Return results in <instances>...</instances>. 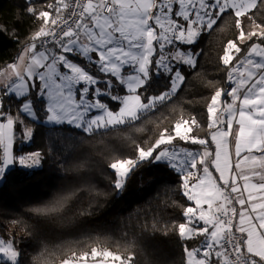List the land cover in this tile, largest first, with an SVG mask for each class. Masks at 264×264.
I'll return each instance as SVG.
<instances>
[{
	"label": "snow or ice",
	"instance_id": "snow-or-ice-1",
	"mask_svg": "<svg viewBox=\"0 0 264 264\" xmlns=\"http://www.w3.org/2000/svg\"><path fill=\"white\" fill-rule=\"evenodd\" d=\"M25 3L26 12L42 25L21 54L0 69V181L16 166L33 170L42 165L39 151H13L18 129H23L22 140L33 138L22 116L36 121L38 102L44 106V124L71 126L82 134L77 137L82 143L84 137L142 131L143 122L185 82L180 65L195 68L201 54L168 46L175 41L195 45L218 21L234 16L238 35L227 41L220 56L228 87L216 89L207 105L208 136L194 134L203 127L194 116H181L150 146L136 144L135 158L114 154L108 168L116 177L113 187L120 191L144 162L163 163L180 175L182 194L194 206L184 208L178 235L182 241L203 237L199 247L184 245L185 264H264V0H55L47 4L49 10L39 11L33 0ZM154 76H167L169 86L149 95ZM5 97L17 100L15 116L5 108ZM84 166L74 165L73 170ZM82 190L91 193L95 186L64 190L28 211L37 220L61 216ZM77 214L91 215V204ZM158 223L152 225L153 234L161 231ZM142 227L148 229L147 224ZM49 247L42 242L32 264H50L55 252ZM125 247L139 245L133 238ZM0 254L9 264H21L22 252L14 241L0 238ZM89 261L135 264V253L123 257L93 247L79 255L73 252L62 264Z\"/></svg>",
	"mask_w": 264,
	"mask_h": 264
},
{
	"label": "trees",
	"instance_id": "trees-1",
	"mask_svg": "<svg viewBox=\"0 0 264 264\" xmlns=\"http://www.w3.org/2000/svg\"><path fill=\"white\" fill-rule=\"evenodd\" d=\"M33 2L39 11L49 10L47 4L55 0ZM27 6L25 0H0V69L19 56L25 45L31 42L30 37L42 25L41 20L26 12ZM248 23L245 20V25ZM237 35L234 16H225L217 22L214 30L202 35L195 45H180L184 49L201 52L197 65L191 69L180 65L185 82L166 106L143 122L142 131L128 129L102 137H84L82 143L77 138L82 134L71 126L43 124L44 106L39 102L35 106L39 121L23 116L31 125L34 135L29 144L19 148L22 130L18 129L15 152L39 151L43 156L42 165L33 170L16 166L0 182V236L6 241L15 242L22 252L21 264H32L31 257L37 253L42 242H47L49 251L55 252L49 257L50 264H60L73 252L79 255L90 252L93 247L107 248L124 257L135 253V264H185L184 245L199 247L203 237L182 241L178 235L179 223L185 222L182 215L184 208L193 206V202L182 194L180 175L171 170L167 177L155 180L149 189L142 191L141 198L116 210L124 198L122 192L113 187L116 177L108 168V163L114 154L135 158L136 144L150 146L164 128H171L181 116L188 119L194 116L203 125L194 134L207 137V105L216 89L228 87L225 80L227 69L222 65L220 56L227 41L236 40ZM168 86L167 76H154L148 94H158ZM4 104L13 114L17 113V100L5 97ZM111 107L116 108V104L112 103ZM127 136L132 139H126ZM181 144L191 149L200 148L199 145ZM210 147L214 149L215 146ZM77 164L85 166L75 171L73 167ZM85 184L94 185L95 191H80L61 216L37 220L28 211L49 202L54 194ZM89 204L91 215L77 214ZM69 217H75L74 221L69 222ZM157 221L161 231L153 234L152 225ZM145 224L148 225L147 230L142 227ZM109 236L112 238L107 239ZM133 238L139 247L126 248L125 241ZM67 240L77 242L63 244ZM57 244L62 246L52 247ZM0 264L9 262L0 259Z\"/></svg>",
	"mask_w": 264,
	"mask_h": 264
},
{
	"label": "rangeland",
	"instance_id": "rangeland-1",
	"mask_svg": "<svg viewBox=\"0 0 264 264\" xmlns=\"http://www.w3.org/2000/svg\"><path fill=\"white\" fill-rule=\"evenodd\" d=\"M180 45H182V44L179 41H175L174 45H169L168 48L172 49V50H180V51L187 50V49L182 48ZM174 65H175V62H174ZM121 94H124V93H121ZM16 114H13V115L15 116ZM22 119H24V121H25V123L27 124L28 127H31V125L26 120V118H24L22 116ZM29 119H31V118H29ZM44 120H45V118L42 121L43 124H44ZM37 121H39V119H37ZM47 125L48 126H52L51 124H47ZM21 130H22V133H23V129L22 128H21ZM17 137H19L18 131H17ZM20 137H21L20 138L21 140H20V143H19V148H21L24 145L29 144L31 142V140L30 141L22 140V136H20ZM14 147H15V142H14V145H13V151L15 150ZM21 153H28V152L22 151ZM170 171H171V169L169 167H167L163 163H155V162L148 163V162H145V163L141 164L137 169H135V171L133 173H131L130 178H128L126 180V184H125L124 189L122 191L119 190L120 192H122V195H123L124 199L117 206L116 210H120L125 205L130 204L131 201L141 198L142 197V191L149 189L153 185L155 180L167 177ZM211 171H213V170L211 169ZM213 174H215L214 171H213ZM108 217L109 218H113V216H108ZM0 238H2V237L0 236ZM110 251H112V250H110ZM112 252L116 253L114 251H112ZM117 254H119V253H117ZM120 255H122V254H120ZM0 259L1 260H5L2 257V254H0ZM60 264H62V262ZM89 264H91V261H89Z\"/></svg>",
	"mask_w": 264,
	"mask_h": 264
},
{
	"label": "crops",
	"instance_id": "crops-1",
	"mask_svg": "<svg viewBox=\"0 0 264 264\" xmlns=\"http://www.w3.org/2000/svg\"><path fill=\"white\" fill-rule=\"evenodd\" d=\"M176 7H178V5L174 6V8H176ZM20 54H21V52H20ZM20 54H19V55H20ZM222 99H230V98L222 97ZM198 149H200V148H198ZM198 149H193V150H198ZM14 153H16L15 150H14ZM210 170H211V169H210ZM215 175L218 176V173H215L214 176H215ZM241 183H242V182H241ZM193 206H194V204H193ZM236 206L239 208L238 205H236Z\"/></svg>",
	"mask_w": 264,
	"mask_h": 264
}]
</instances>
